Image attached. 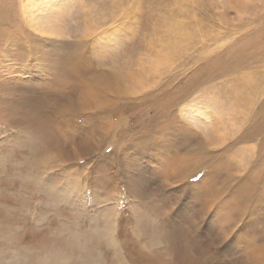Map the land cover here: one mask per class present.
I'll return each mask as SVG.
<instances>
[{
  "label": "rangeland",
  "instance_id": "1",
  "mask_svg": "<svg viewBox=\"0 0 264 264\" xmlns=\"http://www.w3.org/2000/svg\"><path fill=\"white\" fill-rule=\"evenodd\" d=\"M32 1L40 4L33 20L58 34L36 50L48 70L24 67L20 48L9 62L16 69L0 66V83L21 87L15 95L0 90V234L38 246L65 226L102 238L104 264H264V161L240 179L264 131L228 148L205 126L207 111L222 119L212 127L227 143L253 116L240 97L263 93V46L261 56L256 51L264 45V0ZM22 12L21 0H0L12 31L21 32ZM194 77L217 81L179 92ZM244 79L260 84L240 85ZM172 95L165 123L154 113ZM40 101L48 108L38 114ZM54 105L60 112L43 157L31 133L44 130ZM14 117L18 125L8 127Z\"/></svg>",
  "mask_w": 264,
  "mask_h": 264
},
{
  "label": "bare ground",
  "instance_id": "2",
  "mask_svg": "<svg viewBox=\"0 0 264 264\" xmlns=\"http://www.w3.org/2000/svg\"><path fill=\"white\" fill-rule=\"evenodd\" d=\"M21 2H23V12L22 13H23V16L25 15V18H26L24 20V17H23V21L21 19V25H22L21 32H19V31L18 32L12 31L9 28L10 26L6 25V22L4 21V18L2 16H0V57L5 58V60L8 63V64L7 63H5V64L0 63V66L2 65L3 68H5V69H10V68L16 69L17 64L15 63V65H12L11 66L9 64V62L10 61H15V49L16 48H20L21 51H22V53H21V61H22L24 67L32 66V63L33 62H36V63H38V65H39L38 67L40 69L48 70V68H49L48 65L47 66L41 65V61H42L43 58L41 59L40 53L37 52L36 50L39 49L44 43H47V40H50V38H49L50 36L49 35L53 36V35L58 34V32L56 30H52L51 27L44 26L41 22H38V21H34L33 20V17L31 15V13L33 14L32 9L35 6L36 7H39L40 4H37V5L33 6V1L29 3V0H21ZM51 3L49 1V4H51ZM23 22H24L25 26L23 25ZM112 24H113V22H112ZM26 25H28V27ZM29 27H30V29H28ZM6 32H8V33H6ZM39 32L40 33L42 32L43 35L40 34ZM25 35H27L28 36V39H30V41H28L29 46L26 43V39L27 38H26ZM7 36L12 37L13 39H11L9 41L6 40L5 42H3V40ZM47 36H49V37H47ZM249 42H250V39L246 42L245 48L246 47H249ZM261 46H263V48H264V45H262V44L259 45V48L256 51V55L257 56H261L262 55L261 51L263 50V48ZM263 58L264 57H262L261 59H263ZM246 59H247V56H246ZM243 64H244V61H242V60L237 61L236 64H232L229 67V71L228 72H233V71H235L237 69H240ZM227 65L228 64H226L225 66H227ZM172 78H173V76H172ZM193 79L195 81H192ZM46 80L47 81H53L54 82V78H53L52 75H48ZM58 80L63 85L64 80H65V77H63V75H62L61 77H59ZM208 80H210V81H217V80L213 79L212 77H210V78H203V79H198L196 77L190 78V80L184 82V85L180 89L179 92L186 91L188 84H189V87L190 88L194 87L195 84H198V86H200V85H206V86H208L209 84H205V83L208 82ZM13 81L11 79L7 83L1 82L0 83V90L3 91V92H6L8 94L9 93H12L13 95H15L16 93H18L17 91H20L21 90V87L18 85V83H14ZM178 84H179V82H178ZM239 84L240 85H246V84H248V87H250L252 85L259 86L260 83H257V82L251 83L248 79H244V80H241V82ZM52 85L53 84H50L49 85V88L55 94L56 93L55 83H54L53 86ZM10 86H11V88H9ZM166 87H167V85H166ZM34 89H35V92H38V89L36 87H32V88L31 87L30 88L27 87L26 88V90H31V91H33ZM63 89H65V88H63ZM172 89H175V88H172ZM162 90H163V87H159L157 89V92L160 93ZM205 93L208 94L207 91H205ZM177 96L179 97V93H178ZM177 98H174L173 95H172L171 97L166 98V100L162 101L161 104L163 105L164 109H163L162 112H158V113L156 112V113H154V117L157 118L159 116H161V117L162 116H165V117H162V118L164 119V122L167 123V121L170 120L169 119L170 117H168V115H169L168 112L173 107L174 101H176ZM240 98L242 99V100H240V102L241 101H244L243 107H245L246 112H250L251 111L252 114H253V116L252 117H249V121L247 123L246 122L245 123H238L236 125V127L239 128L240 130H242V132L241 133H238L239 131H237V130L233 131L229 135V137L230 136L231 137H230L229 140L227 139L228 140L227 143H223V140L225 139V134L223 132L217 131V130L216 131L213 130V129L221 128L223 126V120L222 119H218V118L209 119L207 117L210 116V112L207 111V113H205L206 114L205 117H206V120H207L205 126H206V128L207 127H210V132H213L214 134H216V136H213L211 139H213L214 141L218 142L219 143L218 146L225 145L226 147L229 148L231 146H235V145L242 144V143H244L246 141H250V140L253 141L254 139L258 138L257 136H260V134H261L262 131H264V88H263V93L261 95H259L256 100L245 99L243 97H240ZM29 100H30V98H29ZM218 102H221V101H218ZM39 103H40V105L35 106V109L38 112V114H40L42 111H44L46 109V107H47L46 101H40ZM158 104L159 103H154L153 106L156 107ZM241 105H242V103H241ZM179 106H180V104H179ZM29 110H30V107H29ZM176 110H177L176 111V114L177 115L184 113V110L181 109V108L180 109L177 108ZM57 112H60V111L54 105L53 108H52V111L48 114V116L46 117V121L42 125V126H44V130H38V129L33 128L34 131L31 133L32 136H31L30 140H31V142H33L35 144V146L37 147V149L38 148L41 149L42 156L43 157H45L47 155L48 151H49V146L46 145L43 142V139L49 138V134L54 130L53 126H51V127L49 126V122L52 124V118L55 117V114ZM17 114H18L17 112H13L12 113V116H16ZM216 116L217 115H215V117ZM0 117H1V119L4 118V114L1 111H0ZM25 118L26 117H19V120H25ZM173 118L176 119L175 116ZM69 121L70 120L68 118H66V119L63 118L59 122L60 130L64 134H66V127H67L66 125H68ZM17 125H18V119L16 117H14V119H10V121L7 123V126L8 127L9 126H12L13 127V126H17ZM212 126H215L217 128H213ZM230 128H231V126H230ZM230 131H231V129H230ZM204 134L208 135L209 134V131L207 133L204 132ZM56 138H58V137H56ZM51 140H54V142H57L54 139V137H52ZM258 140H260V139H258ZM51 147H53V146H51ZM259 147H260V150L255 155L256 157H255L254 161L251 162L250 167H243L242 168L241 173H243V175L242 176L240 175V179L243 176L244 177H249V175H251V174H253L255 172V170H256L255 168L256 167L259 168L260 165H261V163L264 161V136L261 137L260 146ZM35 151H36V148H35ZM199 152H201V151H199ZM180 165H181V163H180ZM178 181H180V179H178ZM170 238H171V236L167 234L166 235V239L169 241Z\"/></svg>",
  "mask_w": 264,
  "mask_h": 264
},
{
  "label": "clouds",
  "instance_id": "3",
  "mask_svg": "<svg viewBox=\"0 0 264 264\" xmlns=\"http://www.w3.org/2000/svg\"><path fill=\"white\" fill-rule=\"evenodd\" d=\"M50 236L51 242L33 246L22 243V237L14 233L0 234V264H104L106 242L102 238L93 240L65 226L53 230Z\"/></svg>",
  "mask_w": 264,
  "mask_h": 264
}]
</instances>
